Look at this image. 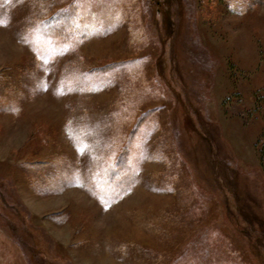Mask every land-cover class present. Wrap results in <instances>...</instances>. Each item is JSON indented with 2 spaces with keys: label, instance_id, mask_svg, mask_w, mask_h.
<instances>
[{
  "label": "rangeland",
  "instance_id": "obj_1",
  "mask_svg": "<svg viewBox=\"0 0 264 264\" xmlns=\"http://www.w3.org/2000/svg\"><path fill=\"white\" fill-rule=\"evenodd\" d=\"M0 264H264V0H0Z\"/></svg>",
  "mask_w": 264,
  "mask_h": 264
}]
</instances>
